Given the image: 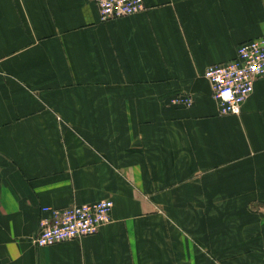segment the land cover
Instances as JSON below:
<instances>
[{
  "label": "crops",
  "instance_id": "crops-1",
  "mask_svg": "<svg viewBox=\"0 0 264 264\" xmlns=\"http://www.w3.org/2000/svg\"><path fill=\"white\" fill-rule=\"evenodd\" d=\"M144 4L0 0V264H264V76L236 115L203 78L264 0ZM102 199L96 233L31 243L42 207Z\"/></svg>",
  "mask_w": 264,
  "mask_h": 264
},
{
  "label": "built area",
  "instance_id": "built-area-1",
  "mask_svg": "<svg viewBox=\"0 0 264 264\" xmlns=\"http://www.w3.org/2000/svg\"><path fill=\"white\" fill-rule=\"evenodd\" d=\"M101 20L123 18L142 12L144 0H92ZM264 76V36L241 43L235 57L209 65L203 72L220 114H239L244 101L253 92L254 82ZM170 103L189 107L193 97L180 92ZM113 203L102 199L67 207H42L39 231L31 239L36 246H50L88 236L110 221Z\"/></svg>",
  "mask_w": 264,
  "mask_h": 264
},
{
  "label": "bare ground",
  "instance_id": "bare-ground-1",
  "mask_svg": "<svg viewBox=\"0 0 264 264\" xmlns=\"http://www.w3.org/2000/svg\"><path fill=\"white\" fill-rule=\"evenodd\" d=\"M100 229V228H99Z\"/></svg>",
  "mask_w": 264,
  "mask_h": 264
}]
</instances>
